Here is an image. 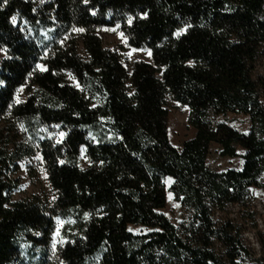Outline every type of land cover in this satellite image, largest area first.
<instances>
[{
	"label": "trees",
	"instance_id": "16d2710c",
	"mask_svg": "<svg viewBox=\"0 0 264 264\" xmlns=\"http://www.w3.org/2000/svg\"><path fill=\"white\" fill-rule=\"evenodd\" d=\"M107 29L148 59L124 62ZM0 48V264H264V0H8ZM170 102L194 130L180 148ZM213 144L241 168H209ZM31 160L52 196L13 200ZM167 191L180 226L160 212Z\"/></svg>",
	"mask_w": 264,
	"mask_h": 264
},
{
	"label": "rangeland",
	"instance_id": "374dc122",
	"mask_svg": "<svg viewBox=\"0 0 264 264\" xmlns=\"http://www.w3.org/2000/svg\"><path fill=\"white\" fill-rule=\"evenodd\" d=\"M100 35L101 39H103L104 46L111 50L119 51L122 54L124 62L131 63L134 60L148 59L149 54L143 49H132L118 29L101 30ZM262 102L264 105V97L262 98ZM167 111L166 128L168 130L169 141L175 147L180 148L182 141L190 138L194 134V130L187 124V107L170 102ZM226 121L231 127L242 133H247L250 130L247 115L229 113L227 114ZM218 151V146L213 144L206 161L209 168L217 171H225L229 170V168H241L242 159L240 157H222ZM238 152L241 154L243 151L239 149ZM19 165L20 168L15 173L18 186L11 195L13 200L29 198L31 195H40L42 197L45 195L52 196L45 170L43 171L39 168L33 160L28 162L21 161ZM169 184L170 180L166 181V188H168ZM252 193V204L253 210L256 212L257 230L264 234V191L261 189H252ZM160 212L175 226H180L184 221L189 219V211L174 200L170 191H167L165 206ZM252 227L250 222L246 223L244 225V235L248 238L252 247L257 249L255 235H253L255 230ZM132 230L137 232L138 228L133 227Z\"/></svg>",
	"mask_w": 264,
	"mask_h": 264
},
{
	"label": "snow or ice",
	"instance_id": "6c2138e0",
	"mask_svg": "<svg viewBox=\"0 0 264 264\" xmlns=\"http://www.w3.org/2000/svg\"><path fill=\"white\" fill-rule=\"evenodd\" d=\"M8 2V0H3V4H6ZM85 2H87V0H85ZM3 4H0V7H3ZM142 17H146L147 13H142L141 14ZM11 22L15 25L16 24V19L15 17L11 18ZM129 23H131V18H129ZM191 27V25H184L183 27L179 28L177 31H175L173 33V35L175 36H179L181 33L185 32L187 28ZM75 30V29H74ZM79 31H83V29H78ZM62 43V42H61ZM0 51H3L2 48H0ZM192 61H189V64H191ZM36 68L39 69L40 71H45L46 70V66L41 64V63H37L36 64ZM29 75H31V73H29ZM4 81L0 80V85H3ZM129 95H131V93H129ZM20 101H17V103H19ZM57 127H59V125H57ZM60 136L63 137L64 133L61 132ZM61 163H63V161H61ZM243 163V162H242ZM85 216H87V214H85ZM58 219V218H57ZM129 231H131V229H129ZM57 235V233H53V237H54V243H53V247H55V236Z\"/></svg>",
	"mask_w": 264,
	"mask_h": 264
}]
</instances>
